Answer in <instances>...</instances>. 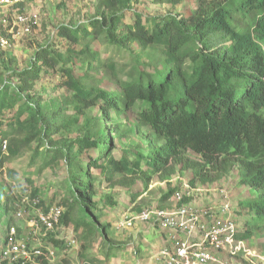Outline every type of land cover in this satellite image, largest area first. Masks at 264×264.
<instances>
[{"label": "trees", "instance_id": "trees-1", "mask_svg": "<svg viewBox=\"0 0 264 264\" xmlns=\"http://www.w3.org/2000/svg\"><path fill=\"white\" fill-rule=\"evenodd\" d=\"M130 1L98 0L94 18L74 27L60 25L57 34L70 43H79L81 35L85 40L89 34L111 44L137 42L143 48L155 47L156 53L142 64L133 60L125 69L124 80L110 63L119 91L109 92L58 67L62 53L39 47L34 53L39 64L17 72L19 93L12 96L0 90V121L5 109L17 107L8 121L9 131L0 128L8 142L7 154L0 150V172L5 162L30 150L34 141L37 146L32 157L42 156L38 172L62 160L68 196L58 203L64 208L60 223L75 231L82 229V247L87 250L94 235L105 237L110 227L99 225L94 215L102 206L98 209L99 203L93 199L96 190L91 169L98 170L110 187L128 188L139 177L145 189L153 177L164 180L175 174L177 166L190 172L191 187L217 181L237 167L238 184L256 194L237 203L251 221L236 237L249 239L255 224L264 226V0H196L189 16L168 15L161 20L134 11L132 21L118 30L121 13L129 9ZM162 1L175 6L183 0ZM82 45L81 52L88 51L89 43ZM57 68L63 71L70 96L52 99L49 108L40 98L33 102L20 98L34 81ZM69 105L76 113L98 106L97 119L110 124L95 135L88 121L81 135L57 143L53 135L69 127L65 115ZM135 106L136 124L117 137L127 138L147 127L145 147H124L117 158L111 135L120 125L112 113L118 117ZM93 149L95 154L81 165L78 157ZM189 152L198 157L191 158ZM142 191L130 190V200ZM172 192L163 194L161 200ZM30 195L37 196L36 190ZM14 197L0 185L3 232L12 222ZM101 203L110 207L115 202L108 194ZM83 261L90 264L92 258ZM63 264L71 263L64 259Z\"/></svg>", "mask_w": 264, "mask_h": 264}, {"label": "rangeland", "instance_id": "rangeland-1", "mask_svg": "<svg viewBox=\"0 0 264 264\" xmlns=\"http://www.w3.org/2000/svg\"><path fill=\"white\" fill-rule=\"evenodd\" d=\"M97 3L98 0H25L16 5L0 3V29L9 38V46L0 47V90L12 96L18 94L20 79L17 72L30 65L39 64L34 61V53L39 47H47L54 52L62 53L64 57L60 59L58 67L64 70L69 69L82 82L95 89L100 88L109 92L119 91L116 77L109 64L111 63L112 67L118 71L117 77L124 80L125 69L127 70L133 60H137L139 64L147 62L156 53V48H143L137 42L121 45L111 44L107 40L93 38L90 34L85 37V40L83 39L85 35H81L79 43H70L57 34V28L60 25L74 27L94 18ZM195 7L196 0H183L175 6L162 0H131L128 5L129 9H124L121 13L118 30L123 29L125 24L132 21L134 11L144 17H154L156 20H161L168 15L189 16ZM19 14L26 16L27 22L25 24L15 23V18ZM121 36V34H117L118 39L122 38ZM84 42L89 43V49L82 53ZM139 67L142 68L140 65ZM65 80L63 71L60 72L58 68L50 70L48 73H44L39 80L34 81L28 91L20 93L22 96L20 98L29 102L40 98L43 106L49 108L52 99L60 101L63 96L72 94V91L64 86ZM16 108L15 106L12 110L5 109L3 111L0 121L2 130L9 131L8 121L15 114ZM137 110L138 108L135 106L118 117L112 113L113 120L120 125L118 132H113L111 135L115 137L116 149L113 154L117 158L121 155L124 147L137 146L142 149L145 147L146 140L144 137L149 132L147 127H142L139 132L129 133L127 138L117 137L118 133L136 124ZM65 115L69 127L62 129L52 137L60 144L64 140L81 135L88 121H90L91 130L95 135L99 134L103 127L110 124L99 122L97 119L99 115L98 106H91L82 113H76L73 106L69 105ZM35 146H37V141L31 144L30 150H26L5 162L0 172V185L9 189L12 194L14 193L15 200L22 194L30 195L31 191L35 189L37 196L44 204L61 203L68 196L64 179L67 172L66 165L61 160L52 167L38 172L42 156L32 157ZM95 152L93 149L89 153L80 155L78 159L81 165L84 166L89 156L94 155ZM188 155L194 159L198 157L191 152ZM229 172V176L224 177L225 180H222V177L212 183L204 185L197 183L195 187H191L188 183L191 176L190 172L181 170L177 166L175 174L164 180L153 177L144 189L139 177L128 188L110 187L102 179V174L98 170L91 169L90 173L96 190L93 199L98 201V209L102 206L99 211H94V215L98 217L99 225L109 224L110 227L107 229L105 237L94 235L88 242V249L84 250L81 238L82 229L75 231L71 225H62L58 235L61 237L72 235L77 246L70 248L65 244V240L56 239L54 262L63 264V260L66 259L71 264H82L86 257V260L92 258L90 264H123L124 262L134 264L133 259L142 260L147 258L149 253H153L150 251V248H153L154 240L152 233L162 232L152 222L138 223L128 229L118 230L116 221H118L119 215L121 216L123 213L126 215L135 214L141 208H171L174 205L189 202L195 204L192 202L193 199L201 200L202 197H209L212 200L213 197H217V189L220 187H225L228 191V202L233 206L235 218L239 224V232H242L251 218L248 212L237 205L241 200L238 197L231 199L232 195L233 197L235 195L243 197L246 194L249 198H253L256 194L237 185V167L232 168ZM170 189L173 192L167 200H161L162 195ZM130 190L144 191L130 200ZM188 193L190 195L187 196ZM108 194L112 196L115 203L110 207H103L101 199ZM232 200H235V203ZM82 216L84 215L82 214ZM19 224L24 226L22 221ZM263 227L261 223L255 224L253 227L254 237L244 244L245 248L256 252L255 256L244 259V253L240 251L235 255L225 256V259L233 261L235 264H264ZM4 228L5 222H2L0 224L1 236L5 233L3 232ZM258 255L261 258H258ZM135 264H139V262H135Z\"/></svg>", "mask_w": 264, "mask_h": 264}, {"label": "built area", "instance_id": "built-area-1", "mask_svg": "<svg viewBox=\"0 0 264 264\" xmlns=\"http://www.w3.org/2000/svg\"><path fill=\"white\" fill-rule=\"evenodd\" d=\"M24 1L0 0V3L16 5ZM26 22L23 14L15 18L16 24ZM8 46L9 38L0 29V47ZM7 146V139L0 132L2 153L7 154ZM217 193L216 205L199 207L184 203L171 208H141L135 214H122L116 228L123 230L138 223L152 222L158 228L169 230V245L160 248L155 257L160 264H235L221 254L235 255L241 251L244 259L255 256L254 250L244 247L245 240L236 237L239 224L233 206L228 202V191L220 187ZM13 207L12 222L0 240V264H57L52 240H65L70 248L77 246L72 235H58L64 212L60 204H44L39 196L22 194ZM20 221L24 226L19 224ZM258 258L261 257L258 255Z\"/></svg>", "mask_w": 264, "mask_h": 264}, {"label": "crops", "instance_id": "crops-1", "mask_svg": "<svg viewBox=\"0 0 264 264\" xmlns=\"http://www.w3.org/2000/svg\"><path fill=\"white\" fill-rule=\"evenodd\" d=\"M229 174H230V172L228 173V174H226L225 176H223V179L222 180H225L224 179V177H228L229 176ZM221 179V178H220ZM218 181V180H217ZM236 183H237V185H239L238 184V176H237V179H236ZM248 190V189H247ZM248 191H250V192H254L253 190H251V189H249ZM235 197H238V199H240L241 201H243V200H246V199H249V197L245 194V195H243V197H239L238 195L236 196H234L233 197V195H232V198L231 199H233V198H235ZM218 200V196L216 197H213L212 198V200L208 197V198H205V197H202L201 198V200H199V199H193V201L192 202H195V204L194 205H196V206H201V207H203V206H209L211 203H214L215 205H216V202L215 201H217ZM212 201V202H211ZM234 203H235V200H232ZM190 203V202H189ZM192 204V203H191ZM212 205V204H211ZM124 214V213H123ZM121 216L119 215V217H118V219L120 218ZM117 222V221H116ZM159 230L162 232V233H157V232H153L152 233V235H153V237H154V240H153V248H150L151 250V252L153 251V253L152 254H148V257L147 258H144V259H142V260H140V259H133V262H134V264H135V262L136 263H138L139 262V264H160L159 263V261H157V259L155 258L156 257V254H157V252H158V250L160 249V248H162V247H164V246H166V245H169L168 243H169V239H168V233H169V230H166V229H164V228H159ZM251 231H252V235H251V237L249 238V239H245V242H247V241H249V240H251L254 236V231H253V229H251ZM263 231H264V227H263ZM148 249H149V247H148ZM143 251V250H142ZM140 253V252H139ZM138 253V254H139ZM221 256L223 257V258H225V256H227L226 254H221ZM123 264H126V262H124Z\"/></svg>", "mask_w": 264, "mask_h": 264}]
</instances>
